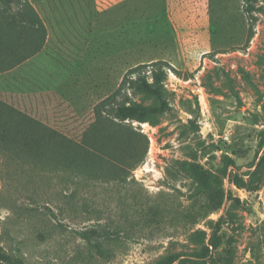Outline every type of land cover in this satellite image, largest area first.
Wrapping results in <instances>:
<instances>
[{"label": "rangeland", "instance_id": "obj_1", "mask_svg": "<svg viewBox=\"0 0 264 264\" xmlns=\"http://www.w3.org/2000/svg\"><path fill=\"white\" fill-rule=\"evenodd\" d=\"M40 54L0 79V264H264V0H0V75Z\"/></svg>", "mask_w": 264, "mask_h": 264}, {"label": "crops", "instance_id": "obj_2", "mask_svg": "<svg viewBox=\"0 0 264 264\" xmlns=\"http://www.w3.org/2000/svg\"><path fill=\"white\" fill-rule=\"evenodd\" d=\"M51 57V56H50ZM54 64H56L52 58H49L47 55H38L35 57H31L23 63L19 64L15 68L11 69L8 71V75L4 76L3 74L0 75L1 80H16L21 83L24 81L28 80V78L31 77V72H39V78L41 80H48L49 76L47 77L48 74H50L52 77H57V74L55 71H53ZM38 70V71H35ZM2 96H8L10 97V92L6 91V89H1L0 90V97ZM21 96V95H19Z\"/></svg>", "mask_w": 264, "mask_h": 264}, {"label": "trees", "instance_id": "obj_3", "mask_svg": "<svg viewBox=\"0 0 264 264\" xmlns=\"http://www.w3.org/2000/svg\"><path fill=\"white\" fill-rule=\"evenodd\" d=\"M160 79L157 80V82H159ZM146 88L153 94H159L161 89L159 85H149V84H145ZM263 145H264V138H263ZM118 233V232H117ZM79 234L83 237V238H90V237H100V236H105L109 234V231L106 230H100L98 228H93V229H88V230H82L79 231ZM1 249H0V253H1ZM195 257L198 258H202L204 256H201V254L196 253L195 255H193ZM179 255L176 256L174 258V260L179 259Z\"/></svg>", "mask_w": 264, "mask_h": 264}, {"label": "built area", "instance_id": "obj_4", "mask_svg": "<svg viewBox=\"0 0 264 264\" xmlns=\"http://www.w3.org/2000/svg\"><path fill=\"white\" fill-rule=\"evenodd\" d=\"M228 138V136H226Z\"/></svg>", "mask_w": 264, "mask_h": 264}]
</instances>
